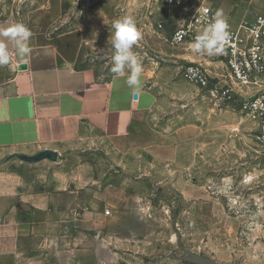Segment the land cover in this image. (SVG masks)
Here are the masks:
<instances>
[{"label":"rangeland","instance_id":"obj_1","mask_svg":"<svg viewBox=\"0 0 264 264\" xmlns=\"http://www.w3.org/2000/svg\"><path fill=\"white\" fill-rule=\"evenodd\" d=\"M184 3L170 8L160 0H0V17L22 21L55 44L67 62L103 78L114 74L112 22L125 13L134 14L143 32L134 46L142 66L159 68L168 64L159 58L158 40L167 47L166 33L200 5L233 22L264 12V0ZM176 79L188 83L179 70ZM158 95L156 108L139 117L129 137L65 156L54 169L83 172L98 181V189L112 184L115 191L114 204L103 206L107 219L90 243H82L87 251L76 252V261L264 264V158L250 116L200 86H161ZM25 164L0 154V171L32 172Z\"/></svg>","mask_w":264,"mask_h":264},{"label":"crops","instance_id":"obj_2","mask_svg":"<svg viewBox=\"0 0 264 264\" xmlns=\"http://www.w3.org/2000/svg\"><path fill=\"white\" fill-rule=\"evenodd\" d=\"M253 19L254 14L241 15L239 22ZM17 22L22 21L0 17V26ZM25 25L33 34L30 53L15 57V71L0 67V154L25 162L33 171H0V264H81L74 254L87 251L82 243H90L107 219L103 206L114 204V187L98 189L97 180L83 172L54 170L56 165H63L65 156L129 137L139 117L156 108L161 86H197L182 75L187 63L203 65L216 75L224 66L219 56L193 54L191 44L170 48L158 40L159 58L168 65L142 66L139 95L134 98L125 83L127 71L102 78L93 70L77 68L61 57L55 44ZM21 65L27 68L20 70ZM178 70L187 84L176 79ZM259 84L264 86V76ZM232 86L240 99L260 92V87ZM214 97L239 107L235 101ZM250 119L257 133L259 123ZM46 151L55 152L57 161L20 159Z\"/></svg>","mask_w":264,"mask_h":264},{"label":"built area","instance_id":"obj_3","mask_svg":"<svg viewBox=\"0 0 264 264\" xmlns=\"http://www.w3.org/2000/svg\"><path fill=\"white\" fill-rule=\"evenodd\" d=\"M160 1L170 8H183L185 5L184 0ZM215 14L211 6L200 5L179 28L166 35L165 42L170 48L192 44L197 33L212 22ZM227 20L231 39L226 45L225 53L219 55L224 71L216 75L203 65L187 63L182 75L191 83L209 89L214 96L235 101L243 112L259 123L260 129L255 134V141L264 158V86L259 84V78L264 76V12L254 15L252 21L234 23ZM159 28H163L162 23ZM233 83L260 87V92L252 98L240 99L233 89Z\"/></svg>","mask_w":264,"mask_h":264},{"label":"clouds","instance_id":"obj_4","mask_svg":"<svg viewBox=\"0 0 264 264\" xmlns=\"http://www.w3.org/2000/svg\"><path fill=\"white\" fill-rule=\"evenodd\" d=\"M111 28L114 29L108 41L113 51L111 71L117 76H124L128 72L125 83L132 89L134 98H137L143 67L134 46L142 40L143 33L131 12L113 20ZM32 35L31 30L22 22L0 26V67L7 66L10 71H15V57L23 59L30 53ZM230 39L229 22L221 11H217L212 22L195 36L191 52L199 56H219L225 53ZM189 71L194 75L193 70Z\"/></svg>","mask_w":264,"mask_h":264},{"label":"water","instance_id":"obj_5","mask_svg":"<svg viewBox=\"0 0 264 264\" xmlns=\"http://www.w3.org/2000/svg\"><path fill=\"white\" fill-rule=\"evenodd\" d=\"M27 68L26 65H21L19 67L20 70H25ZM58 155L55 152L52 151H46L43 152L42 154L35 156V157H25V156H20L21 160L27 161V162H38L44 159H49L52 161H57Z\"/></svg>","mask_w":264,"mask_h":264}]
</instances>
